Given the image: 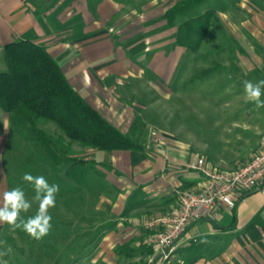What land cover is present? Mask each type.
<instances>
[{
	"label": "crops",
	"instance_id": "1",
	"mask_svg": "<svg viewBox=\"0 0 264 264\" xmlns=\"http://www.w3.org/2000/svg\"><path fill=\"white\" fill-rule=\"evenodd\" d=\"M119 2L120 0H0V70L5 69L2 45L11 40L28 38L46 45L75 89L86 87L87 82L98 86L97 79L115 73L116 68L121 72L133 66L129 55L147 48L145 41L149 35L146 33L150 26L131 31L128 18L135 20L140 26L143 22L151 24L150 20L157 22L156 34L166 32L167 26H173L171 32L174 41L176 27L173 23L168 25L162 17L165 9L174 1L152 16L148 15V11L150 5L159 3L156 0H144L136 11L132 6L126 7L127 3ZM109 8L121 12L119 18L127 13L120 23L115 18L110 28L117 38L124 37L118 39L123 46L115 54L111 46L112 40L105 43L99 41L101 35L109 32L102 22V15ZM209 8L213 9L216 19L204 35L209 32L214 37L216 30L220 31L223 36L231 37L245 53L251 52L249 37L261 41L264 36V0H219L218 4L205 8L202 12ZM213 24L219 28L212 30ZM202 42L201 39L200 45ZM174 45V48H181ZM145 57L143 54L140 59ZM147 63L149 64L148 60ZM253 63L255 66L261 65L259 59L253 58ZM247 68H251V65ZM83 97L89 103L92 102L94 107L100 105L107 110L117 96ZM176 97L187 99V96ZM237 97L241 105L231 104L230 99L224 101L225 106L234 109L227 112L225 124L220 126V130L216 128L209 133L205 130L207 133L199 135L180 126V132L174 129L173 139L167 141L162 135L159 144H155L152 139L151 144L145 145L141 150H94L97 162H103L117 170L116 177L111 171L103 174V168L94 173L107 180L110 178L111 186L115 189L99 191L98 202L92 207L93 215L90 220L82 221L77 228L73 221L69 222L74 231L63 234L62 242L52 243L63 246L91 245L88 251L84 247L82 251L80 247L76 249V256L73 249L61 247L65 252L63 259L69 261L67 264H146L150 251L144 246L146 230L142 226L143 219L150 214L171 211L177 204V189H197L201 184L202 176L188 168L186 163L194 155H201L217 167L233 168L264 145V123L261 125V121L257 119H261V114L250 110V105L246 106L248 103L244 104V96ZM253 112L256 114L252 122L238 119V113L248 116ZM104 116L110 119L107 114ZM132 121L130 120L129 125L122 126L123 131L129 129ZM112 123L116 125L119 121ZM15 124L18 123L14 115L0 108L1 194L7 189L1 162L10 129ZM215 124L218 125V121ZM133 139L141 143L136 137ZM262 182L264 184V175ZM6 227V223H0V232ZM22 235L23 232L16 233L19 238ZM17 252L20 253L16 260L18 257L21 260L24 250ZM54 252L55 255L49 261H57L62 257V251ZM181 259L184 264H264V191L254 188L241 193L232 206L217 202L214 213L209 212L190 223L178 241L172 264H178Z\"/></svg>",
	"mask_w": 264,
	"mask_h": 264
},
{
	"label": "rangeland",
	"instance_id": "2",
	"mask_svg": "<svg viewBox=\"0 0 264 264\" xmlns=\"http://www.w3.org/2000/svg\"><path fill=\"white\" fill-rule=\"evenodd\" d=\"M143 1L120 0L121 3L128 4L125 5L126 7L132 6L135 11L137 8L140 9ZM173 1L156 0V3H159L150 5L148 15L152 16L163 11ZM218 3L219 0H201L193 4L188 14L176 15L173 25L176 27L184 18L197 15L203 9ZM120 13L115 8H109L102 15V22L106 24L109 32L101 35L99 41L105 43L112 40L111 46L114 54L120 49V46H123L118 39H124V37L117 38L116 35H113L115 34L114 30L110 29L115 18H118L116 21L120 23L119 21L127 15L124 13L119 18ZM127 20L130 21L128 26L131 24L130 28L133 30L127 26L125 28L131 31L138 27L150 26L149 32L146 33L149 35L145 41L147 48L128 54L129 59L133 61V66L131 65L121 72H119V68H116L115 73L102 77L100 80L97 79L98 86L87 82L86 87L81 86L77 91L83 96H117L113 105L110 106L111 108L107 110L100 105L94 107L92 102L88 103L103 116L107 114L111 123L119 121V124L116 125L121 131L126 125H129L130 120H133L129 129L127 128L128 130L123 132L131 138L139 139L143 148L152 142L149 134L151 129L157 131L160 138L163 135L167 141L173 139L175 128L180 132V126L182 129H191L199 135L207 133L206 131L208 133L215 131L216 128L220 130V126L225 124L227 112L234 109L225 106L224 101L230 99L231 104L239 103L241 105L237 96H244V81L256 82L264 79V36L261 41L249 37L251 52L245 53L244 49L242 50L231 37L223 36L220 31L216 30L214 37L210 36L208 32L203 36V42L199 48L189 50L185 47L174 48L175 43L171 32L173 26H167L166 32L156 34L158 26L155 25L157 22L154 23L153 20L149 21L151 24L143 22L141 26L131 18ZM216 28L215 24L211 27L212 30ZM143 54L146 57L141 60L140 57ZM253 58L259 59L261 65L255 66ZM0 62H2L1 55ZM249 65L251 68H247ZM176 96H187V99H179ZM261 99L264 100V95L261 96ZM246 106H249L250 110H256L254 112H258V115L261 114V119L260 117L257 119L263 125L264 108L257 109L252 103H248ZM254 112L248 116L238 113V119L252 122L256 114ZM216 121H218V125L215 124ZM37 125L53 139L60 133L59 128L51 120L38 119ZM11 127L13 126L11 125ZM17 129H19L18 132ZM10 130L1 162L7 185L5 191L20 187L24 191L26 199L33 202L31 209L27 213H21V217L26 219L34 215L38 207L33 200L35 196L33 186L22 180L25 173L44 176L50 185H59V191L56 194L55 207L49 209L52 216V227L45 237L35 240L23 230L12 231L8 224L0 232V252L7 253L8 248L12 249L10 253L0 256V262L6 261L7 264H67L69 261L63 259L65 252L61 250V247L73 249L74 256H76L78 254L76 249L80 247V251H82L84 247V250L88 251L91 245L77 244L73 246V244H68L63 246L52 243L54 241H56L55 243L62 242L63 234L74 231L71 229L72 225L69 226V222L73 221L72 223L77 228L82 221L90 220L93 215L92 207L98 202L99 191L114 188L111 186L110 178L107 180L106 177L99 176L94 172L103 168L105 169L103 174L111 171L116 177L117 170L111 169L103 162H97V155L94 152L97 149L81 146L75 140H71L67 146V138L63 142H54L55 148L60 154H71L79 160L75 164L62 161L54 165L38 143L31 136L24 134V128L21 125L15 124ZM18 232H23L22 238L16 236ZM19 250H24V252L21 255V260L19 257L16 260V256L20 253L17 252ZM54 250L62 251L63 254H60L62 257H59L57 261H49L55 255Z\"/></svg>",
	"mask_w": 264,
	"mask_h": 264
},
{
	"label": "trees",
	"instance_id": "3",
	"mask_svg": "<svg viewBox=\"0 0 264 264\" xmlns=\"http://www.w3.org/2000/svg\"><path fill=\"white\" fill-rule=\"evenodd\" d=\"M198 1L174 0L162 17L171 25L176 15L187 14ZM215 19L210 8L185 18L176 26L174 43L196 50ZM2 55L5 69L0 70V108L14 115L24 134L38 143L54 165L62 161L75 164L79 160L71 154H60L55 148L54 142L65 138L67 146L75 140L81 146L98 150L143 148L88 103L44 43L28 38L11 40L2 45ZM38 119L56 124L60 133L55 139L37 125Z\"/></svg>",
	"mask_w": 264,
	"mask_h": 264
},
{
	"label": "built area",
	"instance_id": "4",
	"mask_svg": "<svg viewBox=\"0 0 264 264\" xmlns=\"http://www.w3.org/2000/svg\"><path fill=\"white\" fill-rule=\"evenodd\" d=\"M149 134L155 144L160 143L157 131L151 129ZM186 165L202 176L201 184L197 189H177V204L171 211L150 214L143 219L144 244L150 248L146 264H172L178 241L187 226L209 212L214 213L217 202L232 206L241 193L254 188L264 191V145L233 168L217 167L201 155H194Z\"/></svg>",
	"mask_w": 264,
	"mask_h": 264
},
{
	"label": "clouds",
	"instance_id": "5",
	"mask_svg": "<svg viewBox=\"0 0 264 264\" xmlns=\"http://www.w3.org/2000/svg\"><path fill=\"white\" fill-rule=\"evenodd\" d=\"M243 90L246 103L254 104L257 109L264 108V100L261 99L264 95V79L256 82L244 81ZM22 180L33 186L35 192L33 200L38 205L35 214L26 219L21 217V213H27L31 209L33 202L26 199L20 187H15L0 194V223L8 224L12 231L20 229L31 238L40 240L49 233L52 227V216L49 209L56 205L59 185H50L44 176H33L29 173H25ZM11 251V248L7 249V253ZM7 253L0 252V256ZM0 264H7V262L3 261ZM178 264H184V261L178 260Z\"/></svg>",
	"mask_w": 264,
	"mask_h": 264
}]
</instances>
